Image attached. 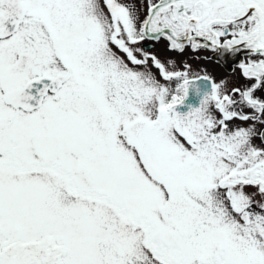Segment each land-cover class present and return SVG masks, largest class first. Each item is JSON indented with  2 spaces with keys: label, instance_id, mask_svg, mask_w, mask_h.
<instances>
[{
  "label": "snow or ice",
  "instance_id": "6c2138e0",
  "mask_svg": "<svg viewBox=\"0 0 264 264\" xmlns=\"http://www.w3.org/2000/svg\"><path fill=\"white\" fill-rule=\"evenodd\" d=\"M0 264H264V0H0Z\"/></svg>",
  "mask_w": 264,
  "mask_h": 264
},
{
  "label": "rangeland",
  "instance_id": "374dc122",
  "mask_svg": "<svg viewBox=\"0 0 264 264\" xmlns=\"http://www.w3.org/2000/svg\"><path fill=\"white\" fill-rule=\"evenodd\" d=\"M161 48H162V45H157L156 48H155V50L159 51ZM216 72L217 73H223L224 70L222 68H219L218 67V68H216ZM224 74H227V73H224Z\"/></svg>",
  "mask_w": 264,
  "mask_h": 264
}]
</instances>
